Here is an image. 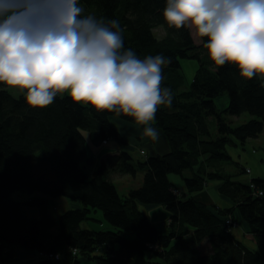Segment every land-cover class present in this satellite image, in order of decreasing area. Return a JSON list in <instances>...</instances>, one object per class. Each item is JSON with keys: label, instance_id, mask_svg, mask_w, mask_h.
<instances>
[{"label": "trees", "instance_id": "obj_1", "mask_svg": "<svg viewBox=\"0 0 264 264\" xmlns=\"http://www.w3.org/2000/svg\"><path fill=\"white\" fill-rule=\"evenodd\" d=\"M166 4L78 0L82 16L105 25L119 22L121 51L131 50L141 60L157 55L170 60L162 65L161 88L170 89L172 101L159 106L150 122L163 136V152L157 143L149 145L150 155H141L146 143L138 131L125 140L113 119L136 123L131 117L75 104L67 93L47 108L32 109L25 92L0 85L3 264L13 257L14 246L36 251L37 264H264V175L253 176L238 163L232 175L223 166L234 162L230 148L264 132V79L245 80L234 65L214 66L203 47L207 38L197 43L189 28L167 25ZM183 61L197 64L191 79ZM244 114L251 118L234 124L233 118ZM87 133L94 142L115 139L121 147L89 172ZM131 139H141L138 150ZM140 172L139 185L120 195L115 178ZM209 180L222 182L219 192L233 205L209 206L195 197ZM17 193L23 197L15 198ZM61 198L79 206L57 212ZM158 206L169 214L164 229L144 209ZM99 211L109 227H85L86 221H100L92 216ZM241 223L242 241L234 233Z\"/></svg>", "mask_w": 264, "mask_h": 264}, {"label": "clouds", "instance_id": "obj_2", "mask_svg": "<svg viewBox=\"0 0 264 264\" xmlns=\"http://www.w3.org/2000/svg\"><path fill=\"white\" fill-rule=\"evenodd\" d=\"M83 11L78 0H0V85L25 92L32 109L67 93L75 104L148 125L171 104L170 89L161 88L170 60L121 51L119 22L105 25ZM163 17L170 28L207 38L203 47L217 68L264 78V0H167ZM144 135L158 139L152 127Z\"/></svg>", "mask_w": 264, "mask_h": 264}, {"label": "rangeland", "instance_id": "obj_3", "mask_svg": "<svg viewBox=\"0 0 264 264\" xmlns=\"http://www.w3.org/2000/svg\"><path fill=\"white\" fill-rule=\"evenodd\" d=\"M156 34L159 35L160 37L163 36L164 31L162 28H157L156 29ZM194 36V35H193ZM196 42L199 43L201 40H198L197 38ZM197 68V64L193 61H183V71L185 72V74L187 75V78L191 79V77L193 76V74L195 73V70ZM264 79V78H263ZM13 93H19L18 90L16 89H10ZM225 99L223 100V104H227L228 105V98L227 96H224ZM219 106H222L220 102H218ZM251 118V116L249 114H244L239 118H235L234 124L238 125L241 124L245 121H248ZM113 122L116 124L118 131H121L123 133V135L126 137L125 140L127 141L128 137L131 135V131H144L145 127H152L154 128L151 123H149L148 125H141L138 123H130V122H124L118 118H114ZM156 131H160L157 130L156 128H154ZM162 135V134H161ZM87 143H86V148H87V152L88 155L91 159H93V163H88L86 162V170L87 172L92 171V169H95L97 167V165L99 164V162L101 161V159L106 156L107 154H109L110 152L114 151L115 148H121L120 145L118 144V142L115 139H109L106 143L104 142H94L92 140V137L89 133H87ZM161 139H163V136H161ZM133 141V139H131ZM253 141V147H251V149H249L248 151H250V153L254 156H256L257 158H261V160H263L264 162V135H261L259 137H257L255 140ZM142 142L141 139H134L133 142H130L132 144V146L135 149H139V143ZM162 142V140H161ZM158 144L159 147L165 146V143H161ZM250 142L247 141L246 143ZM146 144H142V146L144 147V150H146L147 154H145L146 156L150 155L149 154V145L150 143L148 141L144 142ZM240 147H242V144H238ZM237 146L235 145L234 148H230L229 151L231 152V154L233 155L234 158V162L229 163V164H223V166L225 167V170L227 171L226 173L229 174H234L236 173V168L237 165L236 163H238L239 166L242 165V161H240L237 157L236 151H237ZM136 150V151H137ZM240 151L242 152V149L240 148ZM163 152V151H161ZM140 156V155H139ZM145 156V157H146ZM142 157V156H141ZM237 161V162H235ZM213 168V167H212ZM214 169V168H213ZM264 169V168H263ZM215 170V169H214ZM172 180L175 182V184L182 186V181L181 178L178 177V175H172ZM143 179V173L140 172L137 174V177H132L130 175H125V176H120V177H116L115 178V184L117 186V189L120 193V195H126L129 190L131 188H136L139 185V182L142 181ZM222 184L221 181H217V180H209L206 183V186L204 187V189L202 191L196 192L195 197H197L200 200H204V202L206 204H209V206L212 205H220V206H226V205H233V203L230 201L229 198H227L224 194H221L219 192V186ZM15 198H19V197H23L21 194H15L14 195ZM57 204L59 205L57 212H60L61 210H67L69 208H76L79 206V204H74V203H70L69 200L61 198L58 200ZM146 210V212L151 216V218L153 219V221L160 226L162 229H164V223L167 222L168 219V212L167 210L163 207V206H158L155 208H144ZM93 217H96L97 219H100V221H102L100 223V221H96V220H90V221H86L83 225H86L85 227L91 228V229H107L109 226L106 224V222L103 220V215L102 213L99 211L97 213L92 214ZM238 235V234H237ZM238 239L241 240V238H243L242 236V230L238 235ZM246 241V240H245ZM247 242L250 243V241L248 240ZM250 248L255 249L256 245H252L250 243ZM24 260L22 258H18V262H23Z\"/></svg>", "mask_w": 264, "mask_h": 264}, {"label": "crops", "instance_id": "obj_4", "mask_svg": "<svg viewBox=\"0 0 264 264\" xmlns=\"http://www.w3.org/2000/svg\"><path fill=\"white\" fill-rule=\"evenodd\" d=\"M233 119H235V117ZM156 132L158 133V139L156 140H152L150 137H146L144 135V131H138L137 135H140L142 136V138H144L143 142L148 141L150 143V146L152 145L154 147V145L157 146V143L160 142L161 136H162L159 131H156ZM261 135H264V132ZM255 139H249L250 142L245 143L242 147H240L237 144L236 146L238 148H237L236 154H237L238 159L242 161V164L247 165L254 172L253 176H263L264 175V169H263L264 162H261V158H257L256 156L252 155L250 151H248L249 149H251V147H253L252 140H255ZM240 148L242 149V152L240 151ZM163 150L164 149H162V147H158L157 149V151L159 152ZM150 152H151V149H150ZM241 230H242V223L240 224V227H236L235 229L234 233H235L236 238H239L238 235L241 232ZM240 241H242V238ZM245 243L249 245V247L251 246L249 242L245 241ZM18 258H22L24 261L17 263ZM39 260H40V256L36 251H28L18 246H14L13 247V257L10 260H8L5 264H37ZM0 264H3L1 259H0Z\"/></svg>", "mask_w": 264, "mask_h": 264}, {"label": "built area", "instance_id": "obj_5", "mask_svg": "<svg viewBox=\"0 0 264 264\" xmlns=\"http://www.w3.org/2000/svg\"><path fill=\"white\" fill-rule=\"evenodd\" d=\"M140 154H141V155H144V154H146V153L144 152V150H141V151H140Z\"/></svg>", "mask_w": 264, "mask_h": 264}]
</instances>
